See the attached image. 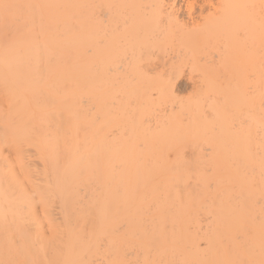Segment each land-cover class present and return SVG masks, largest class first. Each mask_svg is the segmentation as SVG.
<instances>
[{"label": "bare ground", "instance_id": "6f19581e", "mask_svg": "<svg viewBox=\"0 0 264 264\" xmlns=\"http://www.w3.org/2000/svg\"><path fill=\"white\" fill-rule=\"evenodd\" d=\"M0 264H264V0H0Z\"/></svg>", "mask_w": 264, "mask_h": 264}, {"label": "rangeland", "instance_id": "374dc122", "mask_svg": "<svg viewBox=\"0 0 264 264\" xmlns=\"http://www.w3.org/2000/svg\"><path fill=\"white\" fill-rule=\"evenodd\" d=\"M176 89H177V93H178L179 95H181V96H183V97H186V96L189 95V93H191V90H192V88H191V82H190L186 77L183 76V78H181V79L179 80ZM53 211H55V212H53V213H55V214H56L57 212H60L59 210H53ZM57 214H58V213H57ZM57 214L54 216L55 218H56V217H57V218L60 217L59 214H58V216H57ZM57 218H56V219H57ZM58 220H59V219H58Z\"/></svg>", "mask_w": 264, "mask_h": 264}]
</instances>
